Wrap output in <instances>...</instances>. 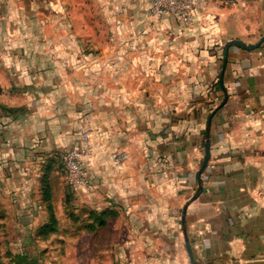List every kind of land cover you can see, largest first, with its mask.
<instances>
[{
    "label": "crops",
    "instance_id": "1",
    "mask_svg": "<svg viewBox=\"0 0 264 264\" xmlns=\"http://www.w3.org/2000/svg\"><path fill=\"white\" fill-rule=\"evenodd\" d=\"M14 3L32 14L0 36V180L29 190L41 167L56 215L111 211L110 264H190L185 235L197 263L264 264V42L222 75L227 42L264 36V0H208L187 28L147 0ZM86 131L93 187L72 190L62 155Z\"/></svg>",
    "mask_w": 264,
    "mask_h": 264
},
{
    "label": "rangeland",
    "instance_id": "2",
    "mask_svg": "<svg viewBox=\"0 0 264 264\" xmlns=\"http://www.w3.org/2000/svg\"><path fill=\"white\" fill-rule=\"evenodd\" d=\"M20 1H28L30 6L41 0ZM14 5V0H0V36L16 25L10 20L18 11L21 15L32 14L25 12V3L22 7ZM38 173L39 183L35 182L29 190L21 183L19 193L13 190L18 183L0 180V264H110L104 231L86 230L91 222L90 210L75 212L66 200L64 214L55 212L56 230L46 234L40 231L50 214L42 195L41 167ZM6 177L11 178L8 173ZM18 256L25 260L17 259Z\"/></svg>",
    "mask_w": 264,
    "mask_h": 264
},
{
    "label": "built area",
    "instance_id": "3",
    "mask_svg": "<svg viewBox=\"0 0 264 264\" xmlns=\"http://www.w3.org/2000/svg\"><path fill=\"white\" fill-rule=\"evenodd\" d=\"M129 1V0H124ZM148 16L155 20L165 17H173L182 27L193 25L195 16L207 4L208 0H147ZM90 154L89 133H82V143L80 146H73L62 155V171L67 186L72 189H92L93 185L85 169V159ZM161 173L168 174L167 157L159 158ZM112 160L117 166H121L128 160L126 152L115 151L112 153Z\"/></svg>",
    "mask_w": 264,
    "mask_h": 264
},
{
    "label": "trees",
    "instance_id": "4",
    "mask_svg": "<svg viewBox=\"0 0 264 264\" xmlns=\"http://www.w3.org/2000/svg\"><path fill=\"white\" fill-rule=\"evenodd\" d=\"M47 177H48V174L46 173L41 179L43 200L47 203L48 211L50 214L48 223L40 228V231L43 232L44 234L49 233V232H54L56 230V225H57L55 213L53 212V208H52L50 190L46 183ZM88 215L90 217L91 222L86 226V230L92 232V231L97 230L100 227L105 226L107 219L110 216H112V212L108 210H105L99 213L90 211ZM17 259L21 261L25 260V258L19 257V256L17 257Z\"/></svg>",
    "mask_w": 264,
    "mask_h": 264
},
{
    "label": "water",
    "instance_id": "5",
    "mask_svg": "<svg viewBox=\"0 0 264 264\" xmlns=\"http://www.w3.org/2000/svg\"><path fill=\"white\" fill-rule=\"evenodd\" d=\"M264 42V36H262V38L259 40L258 43L254 44V45H246L244 44L243 42L241 41H230V42H227L224 46V56H223V69H222V75L224 73V69H225V66H226V62H227V56H228V50L230 47L232 46H241L243 47L244 49L246 50H253V49H256L258 48L262 43ZM2 93V89L0 87V94ZM226 102V98L223 102V104ZM209 141L207 140L206 141V144H205V157H204V161H203V164H202V167L198 173V178H200V174L202 172V170L206 167L207 165V162H208V159H209ZM185 234V232H184ZM185 248H186V252H187V256H188V259H189V263L190 264H200V263H197L194 261V258H193V255H192V250H191V247H190V244L187 240V237L185 235Z\"/></svg>",
    "mask_w": 264,
    "mask_h": 264
}]
</instances>
